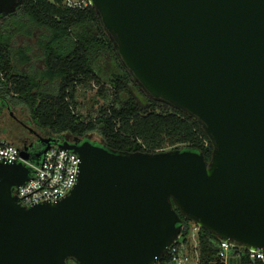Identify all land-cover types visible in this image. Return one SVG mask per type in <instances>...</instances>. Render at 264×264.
Returning <instances> with one entry per match:
<instances>
[{
  "label": "water",
  "instance_id": "95a60500",
  "mask_svg": "<svg viewBox=\"0 0 264 264\" xmlns=\"http://www.w3.org/2000/svg\"><path fill=\"white\" fill-rule=\"evenodd\" d=\"M22 3L0 0V16ZM90 4L138 86L202 127L210 161L41 138L37 163L52 145L72 150L78 180L57 201L24 206L14 191L31 169L0 160V264H154L181 234V215L264 250V0Z\"/></svg>",
  "mask_w": 264,
  "mask_h": 264
},
{
  "label": "trees",
  "instance_id": "16d2710c",
  "mask_svg": "<svg viewBox=\"0 0 264 264\" xmlns=\"http://www.w3.org/2000/svg\"><path fill=\"white\" fill-rule=\"evenodd\" d=\"M0 20V100L24 104L37 126L57 134L97 133L117 151L187 149L210 161L213 146L202 127L138 86L91 5L72 9L64 0H23ZM35 29L43 30L37 40L43 67L31 72L23 69L33 60L31 49L15 45L14 36ZM107 59L113 71L105 69ZM93 83L97 90L87 112H76L79 89ZM181 217V235L188 242L190 221ZM198 241L199 264H223L217 257L218 236L200 228ZM67 264L77 262L68 259Z\"/></svg>",
  "mask_w": 264,
  "mask_h": 264
},
{
  "label": "built area",
  "instance_id": "2783aa9c",
  "mask_svg": "<svg viewBox=\"0 0 264 264\" xmlns=\"http://www.w3.org/2000/svg\"><path fill=\"white\" fill-rule=\"evenodd\" d=\"M64 4L72 9H85L91 5L90 0H64ZM0 77L3 78L1 70ZM20 151L17 145L0 137V160L5 163L22 161L31 169L30 177L14 191L20 204L30 206L36 203L57 201L65 197L77 183L80 163L78 153L52 145L37 163L24 159ZM190 225L191 235L198 246V232L201 227L191 221ZM186 245L184 236L180 234L164 257L156 260L154 264H187L190 256L185 250ZM219 248L217 257L223 264H264V250L246 248L221 238H219ZM195 252L199 264V250ZM166 256L168 259H165Z\"/></svg>",
  "mask_w": 264,
  "mask_h": 264
},
{
  "label": "flooded vegetation",
  "instance_id": "af4514ba",
  "mask_svg": "<svg viewBox=\"0 0 264 264\" xmlns=\"http://www.w3.org/2000/svg\"><path fill=\"white\" fill-rule=\"evenodd\" d=\"M17 35L18 34L14 36V42ZM28 120L32 121V119ZM7 122L11 124V128H6ZM51 136L61 141L68 140L71 143L79 138H81L82 141L89 140L95 144L103 143L96 133L78 136L73 134H57L49 130H37L34 125L32 126L27 123L24 104L15 105L8 101L0 100V137H6L20 149H27L30 152L33 162H37L39 154L46 146L40 139L50 138Z\"/></svg>",
  "mask_w": 264,
  "mask_h": 264
},
{
  "label": "rangeland",
  "instance_id": "374dc122",
  "mask_svg": "<svg viewBox=\"0 0 264 264\" xmlns=\"http://www.w3.org/2000/svg\"><path fill=\"white\" fill-rule=\"evenodd\" d=\"M42 33H43V30L35 29V30H33V34H31V35H28L25 33H19L16 36L15 45H17V46H22V45L28 46L31 49V54L33 55L32 62L29 65H27L26 67L23 66L24 68L21 67V68L25 69L26 71H31V72L34 71L35 72L38 69H41L43 67V61L41 58V51L37 45V40ZM105 63H106L105 69L107 71L108 70L109 71L114 70V65L110 59H107V61L105 60ZM96 90H97V86H95L94 83L91 87H87V88L82 87L79 89V93H78V102L79 103H78V107H77L76 112L84 113V114L87 112V109L90 105V98L93 96V94L96 92ZM25 119H27L28 124H30L32 126L34 125L35 128H37V130L46 131V129L37 126L33 122V120L32 121L28 120V119H32V118H31L30 111L27 107H25ZM11 127H12L11 124L7 122L6 128H11ZM98 137L100 140H102L100 135H98ZM1 138L7 139L6 137H1ZM196 244L197 243L195 242L194 237L192 235H190L189 240H188L187 245H186V248H185V250H187V253L190 256V261L187 264H198L197 263V255H196L195 250H199V247L196 246Z\"/></svg>",
  "mask_w": 264,
  "mask_h": 264
}]
</instances>
